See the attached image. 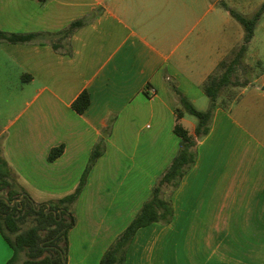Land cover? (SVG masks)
<instances>
[{"label": "crops", "instance_id": "0c3cea01", "mask_svg": "<svg viewBox=\"0 0 264 264\" xmlns=\"http://www.w3.org/2000/svg\"><path fill=\"white\" fill-rule=\"evenodd\" d=\"M224 1L247 16L264 3L0 0L7 33H58L97 13L67 49L0 43V89L8 90L10 113L0 140L35 204L72 194L94 147L105 142L74 207L67 264H100L176 157L181 105L169 83L199 111L209 109L204 85L244 39ZM244 66L246 79L223 91L196 165L172 196V223L140 229L126 264H264V15ZM86 91L91 105L78 114L72 105ZM192 117L181 122L194 134ZM0 252L4 264L14 255L1 234Z\"/></svg>", "mask_w": 264, "mask_h": 264}, {"label": "trees", "instance_id": "16d2710c", "mask_svg": "<svg viewBox=\"0 0 264 264\" xmlns=\"http://www.w3.org/2000/svg\"><path fill=\"white\" fill-rule=\"evenodd\" d=\"M223 8L242 26L243 44L231 61L224 60L219 65L218 71H222L216 72L206 81L204 92L210 100L207 111L196 109L178 91L176 85L169 83L170 93L181 105V108L177 110L174 128V133L180 139L179 151L164 174L157 180L150 197L144 202L139 213L106 251L100 264H126L128 250L140 229L154 224L167 226L174 219L172 196L179 189L184 176L196 165L198 144L210 133L218 99L226 88L236 84L235 78L244 68L249 44L264 15V3L249 16L231 9L226 3H223ZM96 15L97 13H94L90 18L75 21L67 29L58 33L18 34L0 30V43L14 45L49 43L56 51L67 49L72 36ZM90 105L91 97L86 91L75 100L72 107L78 114H84ZM185 114L195 117L198 121L194 134L181 122ZM64 150V146L54 148L49 155V161L58 159ZM105 150V142L102 139L94 147L76 190L58 201L49 202L51 212L47 213V205L43 204L38 211V204L34 206L28 194L22 202L16 203L13 207L10 205L27 192L19 184L17 175L9 166L0 140V234L14 252L7 264H64L63 258L66 263L68 262L69 232L77 222L74 207L87 184L90 172L104 155ZM23 255L26 259L20 263Z\"/></svg>", "mask_w": 264, "mask_h": 264}, {"label": "rangeland", "instance_id": "374dc122", "mask_svg": "<svg viewBox=\"0 0 264 264\" xmlns=\"http://www.w3.org/2000/svg\"><path fill=\"white\" fill-rule=\"evenodd\" d=\"M224 3H226L224 1ZM231 8V7H230ZM236 11H238L237 9H234ZM239 12V11H238ZM236 21V20H235ZM243 44V43H242ZM241 46V45H240ZM240 49V47H238L231 55L230 57H228L226 60L227 61H231L235 54L238 52V50ZM244 69H245V66L244 68H242L239 73H238V76L237 78H235V80L237 81L236 82V85L237 86H240L242 82H244V80L246 79V75L244 73ZM222 71V70H221ZM221 71H217V72H221ZM7 93H8V90L6 89H0V125H2L6 120L7 118L9 117L10 113H9V109L6 105V102H5V99H6V96H7ZM192 117V116H191ZM192 119L196 120L195 118L192 117ZM33 194V193H32ZM170 195V194H169ZM33 196V195H32ZM33 201V200H32ZM26 259V256H22L21 257V261L20 263H22L24 260ZM0 264H4L2 263V253L0 252Z\"/></svg>", "mask_w": 264, "mask_h": 264}, {"label": "water", "instance_id": "95a60500", "mask_svg": "<svg viewBox=\"0 0 264 264\" xmlns=\"http://www.w3.org/2000/svg\"><path fill=\"white\" fill-rule=\"evenodd\" d=\"M26 195H27V194H24L21 198L16 199L13 203H10V205L13 207V206L16 205V203H18V202H22V201L25 199ZM3 199H5V198H3ZM5 200H6L7 202H9L7 199H5ZM33 203H34V202H33ZM46 205H47V208H48L47 213H50V212H51V210H50V205H49V204H46ZM34 206H36L35 203H34ZM41 208H42V205H41V204H38V205H37V210L39 211ZM52 212H53V211H52ZM54 214L56 215V212H54ZM63 261H64V264H67L66 261L64 260V258H63Z\"/></svg>", "mask_w": 264, "mask_h": 264}]
</instances>
